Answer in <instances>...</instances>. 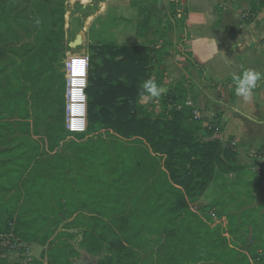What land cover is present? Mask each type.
Here are the masks:
<instances>
[{"label": "rangeland", "instance_id": "rangeland-1", "mask_svg": "<svg viewBox=\"0 0 264 264\" xmlns=\"http://www.w3.org/2000/svg\"><path fill=\"white\" fill-rule=\"evenodd\" d=\"M82 1L0 0V232L14 225L30 245V264H97L105 257L115 264H264V179H247L254 187L245 191L241 174L224 176L187 210L171 213L178 189L144 143L68 130L62 58L91 57V47L117 41L132 1L144 9L139 20L150 21L149 42L163 52L151 78L167 95H186L201 112V97L224 109L238 97L230 85H210L189 59L172 0ZM216 2L233 46L260 49L264 0ZM72 66L71 74L85 67L80 59ZM164 97L141 99L144 116L170 118L173 104ZM206 120L192 123L201 142L211 134Z\"/></svg>", "mask_w": 264, "mask_h": 264}, {"label": "trees", "instance_id": "trees-1", "mask_svg": "<svg viewBox=\"0 0 264 264\" xmlns=\"http://www.w3.org/2000/svg\"><path fill=\"white\" fill-rule=\"evenodd\" d=\"M21 2L27 5L30 0H21ZM169 4V10L182 15L181 24L188 39L187 7L181 5L179 0H172ZM131 5L138 8L140 13L144 10L136 1H132ZM149 26L148 17L140 19L138 35L147 37ZM90 50L92 55L88 87L85 90L88 99V133L108 132L118 141L142 142L153 155L162 158V167L166 171L168 184L178 189V199L169 207L171 213L187 210L190 204L202 197L213 183L223 179L224 176L239 174L244 170L238 164L237 151L225 148L218 139L200 141L192 127L193 110L188 108L177 110L178 101L184 103L187 99L186 95L184 99L180 98V95L172 96L171 93L164 97L163 100L167 105L173 104L174 109L170 112V118L153 119L144 116L145 112L140 107V100L147 96L141 97V85L151 78L152 64L158 58L156 55L163 56V52L155 44L150 42V47H134L112 42L91 47ZM187 55L203 71V67L192 58L191 54L187 53ZM62 59L61 70H64L66 57ZM209 84H214L215 88L232 85L235 93L233 81ZM232 98L234 100V95ZM76 135L83 137L85 134ZM19 226L20 223H17V228ZM103 238L110 247L115 246L113 239ZM255 262L258 260L254 259L253 263ZM97 264L115 263L112 257H105Z\"/></svg>", "mask_w": 264, "mask_h": 264}, {"label": "crops", "instance_id": "crops-1", "mask_svg": "<svg viewBox=\"0 0 264 264\" xmlns=\"http://www.w3.org/2000/svg\"><path fill=\"white\" fill-rule=\"evenodd\" d=\"M184 6L188 9L189 34L184 48L203 67V73L208 81L217 83L233 81L234 74H241L247 69L262 74V79L250 101L237 97L228 109L208 100L206 102L202 97L200 101L203 118H207V125L211 131L209 136L202 138L203 141L215 139L227 141L229 138H235L239 166L244 168L239 173L244 179V190L247 191L248 187L253 189L252 181L247 179H264V51L261 50L264 44L260 49L251 48L247 43L234 47L233 32L228 24L222 21L216 0H184ZM139 16L138 8L133 6L127 8L126 18L129 24L124 25L125 31L117 33V41H114L116 44L150 47L148 36L141 37L137 33ZM230 86L233 91L232 85ZM194 105L193 100L188 98L183 105H178L177 109L188 108L194 111ZM192 121L196 120L192 118ZM214 127L220 131L217 133ZM251 164L254 165V169ZM250 176L251 178H248Z\"/></svg>", "mask_w": 264, "mask_h": 264}, {"label": "built area", "instance_id": "built-area-1", "mask_svg": "<svg viewBox=\"0 0 264 264\" xmlns=\"http://www.w3.org/2000/svg\"><path fill=\"white\" fill-rule=\"evenodd\" d=\"M68 3H78L83 2L82 0H67ZM76 59H80L85 63L86 66V72L85 77H82L81 84L82 87H79L78 90H81L82 94V100H83V106L84 111L86 113L84 117V123L83 125L79 122H74V119H70V114L73 113L74 109V102L72 98L70 99L71 92L75 90V87H73V83L75 79H72L70 77V73L73 70V61ZM89 65H90V56L88 54L84 55H74L71 57H68L66 60V68L65 72L67 74V99L69 102V105L67 107V126L68 130L71 133H84L87 130V96L85 94V90L88 87V76H89ZM193 108V106H192ZM178 110H181V108H178ZM193 119L196 121H201L203 118L202 112L198 109H194L192 113ZM74 122V123H73ZM74 126L77 129H83V130H73ZM218 133L220 131L219 128L215 129ZM224 147L230 150L235 151L237 149V141L235 138H229L227 141H223ZM31 256L30 251V245L24 241H21L15 233V227L10 222L9 227L7 230L0 232V263H6V264H30L31 259H29Z\"/></svg>", "mask_w": 264, "mask_h": 264}, {"label": "clouds", "instance_id": "clouds-1", "mask_svg": "<svg viewBox=\"0 0 264 264\" xmlns=\"http://www.w3.org/2000/svg\"><path fill=\"white\" fill-rule=\"evenodd\" d=\"M262 79V74L253 69L244 70L241 74L233 75L232 80L235 84L236 96L245 101H250L254 91L258 86V82ZM141 97L145 95L153 100H158L168 93L167 87L158 85L154 79H148L141 85Z\"/></svg>", "mask_w": 264, "mask_h": 264}, {"label": "bare ground", "instance_id": "bare-ground-1", "mask_svg": "<svg viewBox=\"0 0 264 264\" xmlns=\"http://www.w3.org/2000/svg\"><path fill=\"white\" fill-rule=\"evenodd\" d=\"M85 66V63H84ZM85 72H86V66L84 67V70H81L79 74H71L70 73V77L74 80L73 83V87H75V90L71 92V96L70 99L72 98L75 106L73 109V113L70 114V119H74V122H79L83 125L84 123V117L86 115L85 111H84V106H83V100H82V94H81V90H78L79 87H82L81 84V79L82 77H85ZM73 122V123H74ZM83 130V129H77L75 126L73 128V130Z\"/></svg>", "mask_w": 264, "mask_h": 264}]
</instances>
